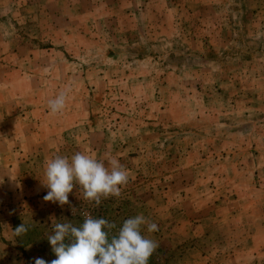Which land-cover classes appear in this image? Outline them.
<instances>
[{
	"label": "rangeland",
	"instance_id": "1",
	"mask_svg": "<svg viewBox=\"0 0 264 264\" xmlns=\"http://www.w3.org/2000/svg\"><path fill=\"white\" fill-rule=\"evenodd\" d=\"M76 152L118 159L121 195L45 201ZM82 212L156 223L148 264H264V0H0V264L56 259Z\"/></svg>",
	"mask_w": 264,
	"mask_h": 264
},
{
	"label": "clouds",
	"instance_id": "2",
	"mask_svg": "<svg viewBox=\"0 0 264 264\" xmlns=\"http://www.w3.org/2000/svg\"><path fill=\"white\" fill-rule=\"evenodd\" d=\"M70 89L61 90L47 101L52 114H59L66 107ZM105 162L94 155L76 152L71 157L55 155L46 161L42 185L48 189L45 201L58 202L60 206L70 204L69 193L74 186L83 189V198L94 201L98 206L102 198L119 197L121 187L129 180V173L118 159ZM73 216L76 208L72 207ZM80 226L71 222L55 223L53 233L47 237L57 258L47 262L35 258V264H148L149 258L158 247L152 238L142 235L141 226L147 225L148 232L158 230L156 223H150L143 215H136L123 221L117 229L114 222L105 218H94L88 212ZM25 223L14 230L16 236L27 233ZM70 243L66 244L65 239Z\"/></svg>",
	"mask_w": 264,
	"mask_h": 264
}]
</instances>
